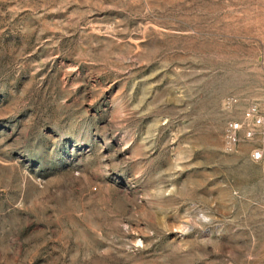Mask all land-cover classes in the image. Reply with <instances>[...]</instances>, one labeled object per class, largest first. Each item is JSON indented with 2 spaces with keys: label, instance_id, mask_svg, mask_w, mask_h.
Here are the masks:
<instances>
[{
  "label": "rangeland",
  "instance_id": "374dc122",
  "mask_svg": "<svg viewBox=\"0 0 264 264\" xmlns=\"http://www.w3.org/2000/svg\"><path fill=\"white\" fill-rule=\"evenodd\" d=\"M0 264H264V0H0Z\"/></svg>",
  "mask_w": 264,
  "mask_h": 264
},
{
  "label": "built area",
  "instance_id": "2783aa9c",
  "mask_svg": "<svg viewBox=\"0 0 264 264\" xmlns=\"http://www.w3.org/2000/svg\"><path fill=\"white\" fill-rule=\"evenodd\" d=\"M245 119L246 120H251L253 122L252 123L253 126H257L258 124H260V120L259 119H257V118L253 119V114L251 112H247L245 114ZM239 130H240V126L238 124L229 123V125H228V131H229L228 140L230 142L235 143L238 140L237 132ZM251 135H252L251 130L245 131V137L246 138L247 137L248 138L251 137ZM251 158H252L253 161H258L261 158V155H260L259 151H255L253 153V155L251 156Z\"/></svg>",
  "mask_w": 264,
  "mask_h": 264
}]
</instances>
